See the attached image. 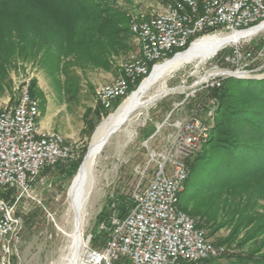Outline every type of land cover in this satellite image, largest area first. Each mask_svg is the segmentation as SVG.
Returning <instances> with one entry per match:
<instances>
[{
	"label": "built area",
	"instance_id": "built-area-1",
	"mask_svg": "<svg viewBox=\"0 0 264 264\" xmlns=\"http://www.w3.org/2000/svg\"><path fill=\"white\" fill-rule=\"evenodd\" d=\"M127 16L139 53L130 55L120 77L97 90L96 101L105 110L113 109L118 99L127 97L131 87L139 80L141 84L157 66L196 42L245 32L264 23V0H170L155 15L127 10ZM210 74L201 80L210 89L221 87L230 75ZM17 90L15 101L0 108V264H11L24 223L18 210L25 201L36 200L38 180L46 170L79 158L61 133L42 126L41 103L32 92V79ZM214 117L210 111L206 120L194 114L169 123L172 132L163 137V147L150 148L131 210L124 218L111 217L110 226L101 223L108 235L96 246L91 245L90 233L83 264L198 263L227 252L179 206L190 173L188 160L210 140ZM162 127L159 124L152 137Z\"/></svg>",
	"mask_w": 264,
	"mask_h": 264
},
{
	"label": "rangeland",
	"instance_id": "rangeland-1",
	"mask_svg": "<svg viewBox=\"0 0 264 264\" xmlns=\"http://www.w3.org/2000/svg\"><path fill=\"white\" fill-rule=\"evenodd\" d=\"M111 1L122 10L147 16L157 14L166 4L163 0ZM39 25L38 22L35 26L39 28ZM125 40L131 45V49L113 55L108 67L98 65L91 59H84L81 56L83 53L80 56L64 57L57 67L45 60L41 53L37 56L35 53L34 58L28 60L19 57L13 47L14 38H10L5 46L0 45V79L5 81L4 87L0 89V108L15 101L18 96L17 87L31 78L41 103L42 126L61 133L74 146L79 156L83 151L86 153L101 122L115 112L150 76L136 85L114 111L105 115L96 101L97 90L120 77L122 66L130 55L139 53L136 37ZM229 70L239 71V77H233L240 79H264V30L224 48L209 60L184 65L168 79L169 87L178 88L177 90L149 108L131 115V121L124 125V128L129 127L134 131L128 141L125 143L126 139L121 134L111 139L99 159L96 188L84 218L85 245L90 233L97 234L98 239L102 238L100 221L106 220L105 213L111 211V217L119 214L114 209L115 204L110 207L109 203L115 201L119 205L126 204L117 201L118 195H123L131 203L134 190L142 181L141 171L149 162L150 148L161 149L165 143L163 137L172 132L169 123L194 114L205 120L210 111L216 114L219 99L210 92V88L203 86L201 80L210 73ZM155 90L152 89L150 93ZM100 116H103L101 120ZM159 124L163 125L161 131L152 137ZM78 159L61 163L44 173L43 178L35 185L36 200L25 201L26 204L19 208L18 213L24 218V223L18 233L19 241L11 257V264H57L59 260L67 258L71 251V238L68 234L74 227V211L70 209L68 190L82 162L81 160L78 168L72 171L73 164L79 162ZM70 171L72 173L69 174ZM69 178H72L70 184ZM146 181L147 178L144 184ZM104 210L106 212L103 214ZM256 210L264 215V200L258 203ZM257 232L255 226H249L240 234L233 235V227L225 226L209 238L216 243L233 237V244L224 245L229 255L248 253L255 249L264 254V235H258ZM91 245L96 246V241L91 242ZM84 248L85 246L81 251V262ZM218 262L227 264L226 256L220 257Z\"/></svg>",
	"mask_w": 264,
	"mask_h": 264
},
{
	"label": "trees",
	"instance_id": "trees-1",
	"mask_svg": "<svg viewBox=\"0 0 264 264\" xmlns=\"http://www.w3.org/2000/svg\"><path fill=\"white\" fill-rule=\"evenodd\" d=\"M110 1L0 0V45L5 46L14 38L13 47L19 57L28 60L41 53L57 67L64 57L82 53L84 59L108 67L113 55L131 49L125 39L134 36L127 11ZM38 22L39 28L35 26ZM3 81L0 79V89L5 85ZM32 92L37 96L33 84ZM210 92L219 99L212 135L203 150L188 160L190 173L179 206L194 216L209 236L225 226L233 227V235L249 226H255L258 235H264V215L256 210L264 200V79L228 76L221 87L211 88ZM123 99H118L111 110L100 107L108 115ZM84 153L73 164L72 171L83 161L87 152ZM69 179L68 184L72 178ZM118 198L117 201L126 204L114 201L108 206L115 204L117 216L124 218L133 206V198L131 203L123 195ZM111 213H105L106 220L100 224L106 221L110 226ZM102 232L101 239L93 234L96 244L108 235L106 230ZM233 243V237L216 242ZM258 251L230 255L226 252L202 262L180 264H222L218 259L225 256L227 264H264V254Z\"/></svg>",
	"mask_w": 264,
	"mask_h": 264
},
{
	"label": "bare ground",
	"instance_id": "bare-ground-1",
	"mask_svg": "<svg viewBox=\"0 0 264 264\" xmlns=\"http://www.w3.org/2000/svg\"><path fill=\"white\" fill-rule=\"evenodd\" d=\"M262 30H264V23L245 32L212 36L196 42L187 51L157 66L138 89L101 122L92 136L87 153L68 190L70 209L74 211V227L68 234L71 238V251L65 260L61 259L57 264H83V260L80 261L82 247L86 246L83 223L87 215V206L96 188L98 162L114 136L123 135L126 139L125 143L131 137L134 131L129 127L124 128V125L131 121V115L141 109L149 108L167 94L177 90L178 88L169 87L168 79L184 65L193 61L209 60L224 48L238 44L242 39L254 36ZM227 73L240 75L239 71H216L210 75ZM154 88L156 90L150 93Z\"/></svg>",
	"mask_w": 264,
	"mask_h": 264
},
{
	"label": "water",
	"instance_id": "water-1",
	"mask_svg": "<svg viewBox=\"0 0 264 264\" xmlns=\"http://www.w3.org/2000/svg\"><path fill=\"white\" fill-rule=\"evenodd\" d=\"M231 76H238L239 77V75H237V74H230Z\"/></svg>",
	"mask_w": 264,
	"mask_h": 264
}]
</instances>
